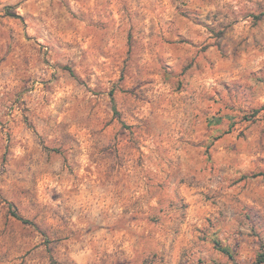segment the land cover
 Instances as JSON below:
<instances>
[{
  "label": "rangeland",
  "instance_id": "374dc122",
  "mask_svg": "<svg viewBox=\"0 0 264 264\" xmlns=\"http://www.w3.org/2000/svg\"><path fill=\"white\" fill-rule=\"evenodd\" d=\"M263 251L264 0H0V264Z\"/></svg>",
  "mask_w": 264,
  "mask_h": 264
},
{
  "label": "trees",
  "instance_id": "16d2710c",
  "mask_svg": "<svg viewBox=\"0 0 264 264\" xmlns=\"http://www.w3.org/2000/svg\"><path fill=\"white\" fill-rule=\"evenodd\" d=\"M16 218H18L19 220H22V221H24L19 215H17L16 213H15V215H14ZM25 223H28V221H24ZM225 254H227L228 256H230V257H232L233 255H232V252H231V250L230 249H221ZM258 261H259V263L260 264H264V251L259 255V259H258Z\"/></svg>",
  "mask_w": 264,
  "mask_h": 264
}]
</instances>
